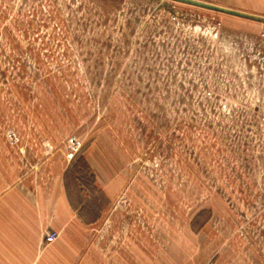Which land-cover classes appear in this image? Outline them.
Listing matches in <instances>:
<instances>
[{"label": "rangeland", "instance_id": "1", "mask_svg": "<svg viewBox=\"0 0 264 264\" xmlns=\"http://www.w3.org/2000/svg\"><path fill=\"white\" fill-rule=\"evenodd\" d=\"M196 1L264 18V0ZM63 176L75 264H264V22L0 0V180Z\"/></svg>", "mask_w": 264, "mask_h": 264}, {"label": "crops", "instance_id": "2", "mask_svg": "<svg viewBox=\"0 0 264 264\" xmlns=\"http://www.w3.org/2000/svg\"><path fill=\"white\" fill-rule=\"evenodd\" d=\"M68 184L63 176L50 188L37 185L31 190L24 184L0 180V264L78 261V247L63 235L79 213ZM49 231L60 235L52 244L45 242Z\"/></svg>", "mask_w": 264, "mask_h": 264}, {"label": "water", "instance_id": "3", "mask_svg": "<svg viewBox=\"0 0 264 264\" xmlns=\"http://www.w3.org/2000/svg\"><path fill=\"white\" fill-rule=\"evenodd\" d=\"M171 1L178 2V3H183V4L190 5V6H195V7H198V8L211 10V11H215V12H219V13H223V14H228V15H232V16H236V17H244V18H248V19L264 22V18L259 19L258 17L245 15V14L239 13L237 11L221 8V7H218V6H215V5H212V4H208V3H204V2H201V1H196V0H171Z\"/></svg>", "mask_w": 264, "mask_h": 264}, {"label": "built area", "instance_id": "4", "mask_svg": "<svg viewBox=\"0 0 264 264\" xmlns=\"http://www.w3.org/2000/svg\"><path fill=\"white\" fill-rule=\"evenodd\" d=\"M59 236H60L59 233L56 231L48 232V234L45 237V242L47 244H52L58 240Z\"/></svg>", "mask_w": 264, "mask_h": 264}]
</instances>
